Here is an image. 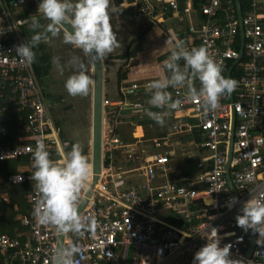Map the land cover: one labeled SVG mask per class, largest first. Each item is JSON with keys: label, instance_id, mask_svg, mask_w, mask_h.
<instances>
[{"label": "built area", "instance_id": "1", "mask_svg": "<svg viewBox=\"0 0 264 264\" xmlns=\"http://www.w3.org/2000/svg\"><path fill=\"white\" fill-rule=\"evenodd\" d=\"M25 2L11 0L6 5L0 0V99L9 87L8 101L25 120L18 130L20 143L0 145V161L28 156V163L6 181L30 182L32 190L28 212L20 218L24 230L1 233L0 251L7 264H52L59 236L54 226L38 224L32 214L39 199L30 179L32 152L37 141H43L50 157L59 159L57 147L73 139L60 135L34 62L26 65L16 55L15 46L31 38L24 30L30 18L17 16L12 7ZM240 3L241 15L237 0H135L134 15H146L152 24L169 18L185 24L186 47H206L222 74L236 81V88L221 96L216 110L207 115L199 98L187 100L184 89L169 88L181 106L164 116L169 128L156 129L150 140L126 131L125 125L135 128L138 120H150L144 111L149 98L145 87L155 78L122 84L117 97L104 96L101 170L95 184L93 170L80 211L94 218L96 226L81 236H63L62 245L80 247L73 264H192L195 252L207 242L199 233L206 227L217 228L221 246L232 245L234 264H264L258 234L252 232L254 243L247 253L249 231L235 220L250 192L264 197V0ZM193 84L199 87L198 80ZM6 111L0 106V122L8 119ZM144 141L151 144L140 145ZM178 152L198 158L197 172L181 181L171 177V160ZM92 160L91 154L93 165ZM232 196L239 203L229 209ZM2 200L8 202V194Z\"/></svg>", "mask_w": 264, "mask_h": 264}, {"label": "clouds", "instance_id": "2", "mask_svg": "<svg viewBox=\"0 0 264 264\" xmlns=\"http://www.w3.org/2000/svg\"><path fill=\"white\" fill-rule=\"evenodd\" d=\"M124 8L121 3L117 5L115 0H40L36 12L42 15L30 16L29 26L33 34L30 40L15 46L16 55L22 63L31 65L36 59L34 49L62 32V43L79 49L87 57L85 61L78 53V56L67 61L76 71L66 78L64 88L70 96H87L93 83L87 65H91L92 73V64L102 63L106 55L119 46L112 20ZM41 20L47 23L42 24ZM66 25H70L71 30ZM165 44L169 48V55L163 61L164 71L145 87L149 98L144 111L158 125L163 126L164 116L182 103L181 99H173L169 88L184 89L187 100L199 98L205 115L216 110L221 96L234 92L236 81L222 74L221 67L206 47L189 49L183 39L174 35L166 38ZM180 61H183L182 65ZM52 63L63 73L64 65L59 57H53ZM193 79L199 81V87L194 86ZM122 83L123 80L116 86L115 97ZM105 95L112 96L104 85L103 98ZM153 108L163 109L164 112L151 110ZM65 148H68L67 144L57 147L59 159H52L44 142L37 141L32 152L34 171L30 179L35 181L39 199L34 204L32 214L38 224L54 226L58 236L68 233L81 236L96 226L94 218L83 217L78 211L93 178V165L79 142L72 143L67 151ZM205 203L212 204L214 201L206 200ZM238 203V198L232 196L227 207L231 209ZM235 220L245 232L251 230L258 234L257 244H264V197L250 192V198L240 207ZM199 233L207 242L195 252L192 264H234L230 253L232 245L221 246L216 227H206ZM79 252L80 247L76 243L60 245L53 251L52 264H73V257ZM107 255L111 257L112 253L108 252Z\"/></svg>", "mask_w": 264, "mask_h": 264}, {"label": "crops", "instance_id": "3", "mask_svg": "<svg viewBox=\"0 0 264 264\" xmlns=\"http://www.w3.org/2000/svg\"><path fill=\"white\" fill-rule=\"evenodd\" d=\"M115 3L117 5L121 3V5L126 8H124L122 12L116 15L112 20L113 28L116 33V38L119 46L114 48V50L110 54L106 55L105 59L103 60L105 65V73L107 75L105 86L106 89L109 90L110 94H112V96L115 95L112 92V88H116V86L120 84L122 80H123L122 84H126L135 80H147L151 78L156 79L159 77L160 73L164 71L163 61L169 55V48L165 44L166 39H163L158 34V32H157V42H151L153 38L150 37V34L156 25L157 27L160 26L164 28L168 32L169 37L174 35L175 37L180 39H182V34L184 32L183 26L184 29H186L185 24H179V26H177L176 28H172V27L168 28L169 22H171L172 20L177 21L176 19L169 18L163 23L152 24V22L149 21L148 16L134 15L133 12L135 9V0H115ZM187 41H188V35L186 36L185 43ZM141 59H143V61L145 62L141 61ZM105 63L108 64V69H107V64ZM112 64L118 65V68L120 67L119 70L117 71V83L115 84L111 82L108 76ZM120 70H122L123 73H126V77L124 79H119V75L121 74ZM42 88L45 93V89L43 86ZM60 98L61 101L63 97ZM60 101H57L56 105H59ZM146 121H147L146 126L138 124V126H136L135 128H131V126L128 124L125 125L126 126L125 130L126 131L133 130L136 136H140L141 139L150 140V138H153L155 136L157 128L154 127V124L153 125L149 124V123H153L151 119ZM138 127H141L142 130H144L145 132H143L141 135L137 134L136 129ZM146 127L150 129L152 128V131L151 132L146 131ZM163 127L167 129L169 128L168 121H165V124L163 126H160V128ZM102 135H103V120H102ZM143 144H151V142L144 141L140 143V145ZM83 148L87 150L84 154L90 158V155L92 154V132H91L90 141H88L86 146H82V149ZM197 161H198L197 157L188 158L186 155L180 154L178 152V154L171 160L172 179L176 178L181 181V180H185V178H187L188 176H192L193 174H195L197 172V169L196 167H194V165L196 164ZM24 164H20L19 166L22 167ZM192 165L194 169L189 168L192 167ZM19 166H17V171L19 170L18 169ZM22 215L23 213H20L17 216V218L20 220ZM2 255L5 257L7 263L6 256L4 254Z\"/></svg>", "mask_w": 264, "mask_h": 264}, {"label": "trees", "instance_id": "4", "mask_svg": "<svg viewBox=\"0 0 264 264\" xmlns=\"http://www.w3.org/2000/svg\"><path fill=\"white\" fill-rule=\"evenodd\" d=\"M6 5H10L11 0H4ZM38 3L35 0H26V2L19 8L12 7V11H17V16L21 17H29L31 15H35L37 17H41L42 14L36 12ZM1 11V10H0ZM42 24H46L47 21L41 20ZM31 37L33 34V30L30 28L24 27ZM187 33L183 32L182 39L186 40ZM46 47L42 42L35 49L36 59L34 61L35 71L37 77L40 82H42L43 76L49 72L51 69V55L50 53L45 52ZM180 64H183V61H180ZM121 74L119 75V79H124L126 77V73H123L120 70ZM44 87V85H42ZM45 89V88H44ZM5 97L0 99V106L6 107V116L8 119L5 122H0V145H4L5 147L16 146L20 143L19 141V127L25 122V120L19 119V113L14 110L16 109V105L8 101L9 95V87L4 91ZM45 94L47 97H51L52 94L49 93L45 89ZM60 101V100H58ZM25 115V114H23ZM152 124L156 128V122L152 120ZM58 123V122H57ZM138 124L147 125V121L138 120ZM150 124V123H149ZM128 125V124H127ZM158 125V124H157ZM131 128L132 125H130ZM146 131H149V128L146 127ZM62 133V132H61ZM65 136V134H62ZM76 142L70 141L67 145L68 148H65L66 151L71 147V144ZM87 150L83 148V153ZM29 157H23L20 159L12 160V161H0V179H5L4 182L0 184V234L1 233H9L11 235L16 234V230H24L22 225V221L17 218L20 213H27L29 204L27 202V196L32 190V183H15L10 184L6 181L8 175L10 173L17 172V165L28 163ZM8 194L9 201L5 202L2 200L3 194ZM0 264H7L5 257L1 254L0 251Z\"/></svg>", "mask_w": 264, "mask_h": 264}, {"label": "rangeland", "instance_id": "5", "mask_svg": "<svg viewBox=\"0 0 264 264\" xmlns=\"http://www.w3.org/2000/svg\"><path fill=\"white\" fill-rule=\"evenodd\" d=\"M29 25L30 22L27 26L29 27ZM177 26H179V23L175 20H172L168 24V28H176ZM157 32L163 39L169 37L168 32L164 28L160 26L157 27L156 25L150 34V37L153 38L151 42H157ZM43 43L46 47L45 52L50 53L51 55V69H49V72L43 76L41 85H44V88L52 94L50 98L47 97L52 119L54 120L60 135L65 134L66 136L76 140V142H79L81 146H86L91 137L92 85L90 86V91L87 96H70L64 88V81L66 78L76 71L72 65L67 64V61L78 56V53L83 58V53L79 49H74L71 45L62 43V32L57 37L51 38L48 42ZM53 57L60 58L61 64L64 65L63 73L59 72L52 63ZM141 61H143V59H141ZM90 67L91 65H87L88 75L92 79ZM119 68L118 65L112 64L108 73L109 79L114 84L117 83V71ZM105 77H107L106 73ZM112 92L115 94L116 88H112ZM60 97H63V99L59 102V105H56V102L61 99ZM157 129H160V127L157 126ZM149 131L151 132L152 128H149ZM136 132L141 135L145 131L142 130L141 127H138ZM86 157L88 160L90 159L88 156ZM19 165L20 164L17 166ZM189 168L194 169L193 166ZM18 169H21V166H19ZM123 186L124 185H121L119 187Z\"/></svg>", "mask_w": 264, "mask_h": 264}, {"label": "water", "instance_id": "6", "mask_svg": "<svg viewBox=\"0 0 264 264\" xmlns=\"http://www.w3.org/2000/svg\"><path fill=\"white\" fill-rule=\"evenodd\" d=\"M37 3L40 2V0H35ZM237 5L239 9V15L242 14L241 11V3L240 0H237ZM69 27V30H71L70 25H66ZM243 52V50H242ZM85 61H87V57L83 55ZM92 157H93V170L95 172L94 177V184L98 181L101 170V153H102V99H103V89L105 85V65L104 61L102 63L92 64ZM231 156V154H230ZM229 167V164H228ZM92 189L89 190L87 193L88 195H91ZM86 203V199L83 200V202L79 205V213L83 209L84 205ZM251 243L249 246V249L247 253L250 252L253 243H254V237L252 234V231L249 230ZM63 236H59V245H62Z\"/></svg>", "mask_w": 264, "mask_h": 264}]
</instances>
